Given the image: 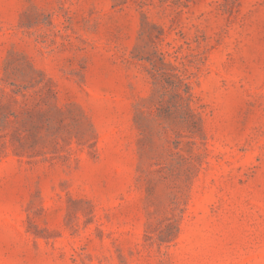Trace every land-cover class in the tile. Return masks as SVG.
<instances>
[{
    "label": "rangeland",
    "instance_id": "374dc122",
    "mask_svg": "<svg viewBox=\"0 0 264 264\" xmlns=\"http://www.w3.org/2000/svg\"><path fill=\"white\" fill-rule=\"evenodd\" d=\"M0 264H264V0H0Z\"/></svg>",
    "mask_w": 264,
    "mask_h": 264
}]
</instances>
